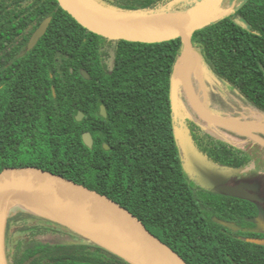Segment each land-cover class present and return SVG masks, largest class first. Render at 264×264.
<instances>
[{
	"label": "trees",
	"instance_id": "1",
	"mask_svg": "<svg viewBox=\"0 0 264 264\" xmlns=\"http://www.w3.org/2000/svg\"><path fill=\"white\" fill-rule=\"evenodd\" d=\"M94 1L122 14L154 15L187 13L200 0ZM49 17L44 37L21 56ZM193 43L213 78L264 114V0L239 3L197 30ZM185 58L180 38L112 40L57 0H0V171L38 167L65 177L126 208L188 264H223L226 254L236 255V238L214 219H226L227 197L191 180L176 134L171 90ZM185 126L217 165L250 163L191 118ZM87 132L93 148L83 141ZM11 213L6 242L12 229L25 235L13 264H129L54 220L26 209ZM256 244L249 245L262 248Z\"/></svg>",
	"mask_w": 264,
	"mask_h": 264
},
{
	"label": "water",
	"instance_id": "2",
	"mask_svg": "<svg viewBox=\"0 0 264 264\" xmlns=\"http://www.w3.org/2000/svg\"><path fill=\"white\" fill-rule=\"evenodd\" d=\"M57 1L86 28L112 40L156 43L180 38L186 55L183 61L189 62L183 73V87L195 113L206 123L220 129L243 133L264 132L261 123H249L214 114L202 104L195 89L194 74L198 63L195 59L193 35L197 30L233 13L234 9H229L225 13L224 8L219 10L224 0H200L191 10L183 14L154 15L122 14L107 9L94 0ZM51 21L52 17H49L41 23L21 56L37 46L46 34ZM82 75L90 79V75L85 70L82 71ZM171 101L177 128L180 97L176 81L172 85ZM101 115L107 117L104 106H101ZM84 117L85 114L79 112L76 119L81 122ZM83 141L87 147L93 148L94 140L91 133H85ZM213 192L262 203V199L241 187L223 186ZM4 202L9 204V208L11 204H19L23 209L65 225L129 264H188L178 253L151 233L142 221L117 202L44 169L8 167L1 170L0 204ZM5 238L4 225L3 264H8ZM254 242L264 244L262 241Z\"/></svg>",
	"mask_w": 264,
	"mask_h": 264
},
{
	"label": "rangeland",
	"instance_id": "3",
	"mask_svg": "<svg viewBox=\"0 0 264 264\" xmlns=\"http://www.w3.org/2000/svg\"><path fill=\"white\" fill-rule=\"evenodd\" d=\"M245 1L246 0H224V3L219 6V10L224 8L223 12L225 13L229 9H236L239 3L242 4ZM185 18L189 19V17ZM199 57L196 51L195 59L198 65L196 66L194 74V85L202 104L216 115L228 116V118L232 117L231 119H240L241 121L249 123H261L264 126V114L258 112L240 98L235 97L233 90H231L229 86L222 85L213 78L210 74V72L213 73V70L209 69L205 61H202ZM182 63L183 69L184 67L185 69L179 75V80H181V86L179 85L178 88L180 97V117L177 121L176 134L187 174L197 186L203 189L217 191L218 188L223 186L241 187L248 193L264 200V132L247 131L243 133L233 130H224L203 121L193 110L186 97L184 87L182 88L183 73L189 66V62L186 63L183 61ZM206 70H209V72ZM210 90H212L211 93ZM230 99L232 100L230 101ZM237 102H239L240 105ZM243 104L244 107H242ZM244 110L246 111L244 112ZM224 112H226V114ZM189 118L204 127V129L212 133L216 138L228 142L240 149L245 155L251 158L250 163L245 167L234 168L222 167L209 160L200 153L186 129L185 121ZM19 206V204L10 205V211L7 215L5 224V233L7 232L8 218L13 214L11 211L14 212L16 209H23ZM24 236V233L17 229L9 231V243L6 242L7 240L5 238V250L8 264H13L17 257L23 252L25 244L21 241Z\"/></svg>",
	"mask_w": 264,
	"mask_h": 264
},
{
	"label": "flooded vegetation",
	"instance_id": "4",
	"mask_svg": "<svg viewBox=\"0 0 264 264\" xmlns=\"http://www.w3.org/2000/svg\"><path fill=\"white\" fill-rule=\"evenodd\" d=\"M224 196L227 198L221 202L225 205L226 219H214L222 221L236 238V255L226 254L222 258L223 264H264V244L260 245L261 249L249 245H257L254 241L264 242V200L258 203L242 197Z\"/></svg>",
	"mask_w": 264,
	"mask_h": 264
},
{
	"label": "bare ground",
	"instance_id": "5",
	"mask_svg": "<svg viewBox=\"0 0 264 264\" xmlns=\"http://www.w3.org/2000/svg\"><path fill=\"white\" fill-rule=\"evenodd\" d=\"M203 65V64H202ZM209 72V70H206ZM210 74H212V72H210ZM213 77H215L213 75ZM218 80V79H217ZM220 82V81H219ZM181 84V80L177 79L176 81V86L177 88H179V85ZM181 86V85H180ZM183 88V85H182ZM182 93V92H181ZM180 93V94H181ZM184 93V92H183ZM232 94V93H231ZM236 97V96H235ZM229 98V97H228ZM232 99H230L231 101ZM237 101V100H236ZM239 104V102H237ZM240 105V104H239ZM238 106V105H237ZM244 107V104L243 106ZM247 107V106H246ZM232 109V108H231ZM230 109V111H231ZM242 109V108H240ZM246 110H244L245 112ZM235 112V111H234ZM226 114V112H224ZM228 117V116H227ZM230 117V116H229ZM248 117V116H247ZM232 118V117H231ZM247 119V118H246ZM253 119V118H252ZM240 120V119H239ZM9 210V204L7 202H4L3 204H0V264H3V251H2V232H3V228L6 222V218H7V212ZM19 212V211H18Z\"/></svg>",
	"mask_w": 264,
	"mask_h": 264
}]
</instances>
